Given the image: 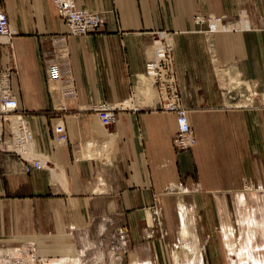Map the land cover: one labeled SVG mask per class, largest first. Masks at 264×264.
<instances>
[{"label":"crops","instance_id":"obj_1","mask_svg":"<svg viewBox=\"0 0 264 264\" xmlns=\"http://www.w3.org/2000/svg\"><path fill=\"white\" fill-rule=\"evenodd\" d=\"M76 3L103 12V26L70 35L51 0H0L13 33L0 58L15 66L12 90L42 164L26 172L16 155L0 153V263L4 251L32 244L45 264H105L109 230L116 262L129 246L130 264H154L152 247L171 244L173 264H204L211 229L230 232L235 249L256 233L261 246L251 233L241 262L250 250L264 253V103L236 104L264 99V0ZM241 12L247 27L208 34L210 47L193 21L236 24ZM165 43L193 131L187 146L151 82ZM101 103L116 111L107 127L95 113ZM58 121L66 142L56 140Z\"/></svg>","mask_w":264,"mask_h":264},{"label":"built area","instance_id":"obj_2","mask_svg":"<svg viewBox=\"0 0 264 264\" xmlns=\"http://www.w3.org/2000/svg\"><path fill=\"white\" fill-rule=\"evenodd\" d=\"M51 1L70 35L82 36L90 34L96 32L104 24L105 15L103 12L82 8L77 5L76 0ZM241 19L238 21L239 23L242 22ZM193 21L196 25H208L205 30L207 39L209 38V33L220 31L221 26L227 25L221 17L214 15H195ZM12 35L8 17L3 9L0 8V46L2 44L10 45L11 42L9 40H11ZM2 38L8 40L6 41L7 43H2ZM208 41L210 43L209 47L213 46L212 39H208ZM212 48H210V51H212ZM15 74L14 64L3 63L0 58V153L16 155L21 161L24 171L29 172L32 168H40L42 166L38 159L31 156V150L26 155L28 144L32 142L33 135L22 112L19 110L18 99L12 90V77ZM47 79L49 82L54 83L58 80V73L55 68L49 71ZM151 82L156 89L160 109L171 111L175 115L176 134L179 143L185 146L190 145L194 141L193 131L188 121L187 110L181 105L173 50L169 43L162 45L160 55L152 65ZM95 113L104 127L110 126L116 120L115 108L107 104L101 103L97 105ZM11 117L17 119H15L17 121L16 131L12 125ZM55 132L57 141H67L66 130L62 122L56 123ZM31 246L34 245L31 244ZM31 250L32 253L27 254L26 257H22V253L27 252L24 249L21 250L20 254L13 257L8 251H4L1 256H3L4 264H20L23 261L27 264H32L37 254L35 248H31Z\"/></svg>","mask_w":264,"mask_h":264},{"label":"rangeland","instance_id":"obj_3","mask_svg":"<svg viewBox=\"0 0 264 264\" xmlns=\"http://www.w3.org/2000/svg\"><path fill=\"white\" fill-rule=\"evenodd\" d=\"M199 26H203L204 31L208 28L207 24H203V25H199ZM233 26L240 29V27L236 26L235 23H233ZM206 40H207L206 44L208 46L210 43H209L207 38H206ZM213 41H214V39H212V43H213ZM245 98H246V100L243 98L242 101H236V104L246 103V104L251 105V106H256V105H259L261 103H264V99L261 97H245ZM232 104H234V103H232ZM60 122L61 121H58L57 123H60ZM259 183H257V185H254L253 188L254 189L258 188ZM252 204L254 206L253 208H255L257 205V203L255 201H253V199H252ZM238 217H241V216H238ZM239 226L240 225L237 222L236 227L239 228ZM240 229H242L241 226H240ZM243 232H240V234L243 235ZM206 233L209 236L210 244H207L206 246H204V249L202 251L203 257H204V264H261V261L262 260L264 261V257H263L264 253L261 254L262 250L258 251L257 253H255L256 251H254V250H250V253L248 251V260L244 259V261L241 262V258L244 255V251L247 248H249L248 237L250 236L251 233L254 234L252 246L255 248V250H258V247L261 246V245H255V235H256L255 232H252V231L248 232L247 237H246V241H244L243 245H241L237 249H235L236 246L233 245L234 240H232L231 237H229L230 232H225L222 230L217 231L216 229H211V230H207ZM221 234H223V236ZM115 236H117L115 234V231H112V230L108 231L107 243L103 246L104 263L105 264H130L128 262V258H129L128 255H129V253H131V251H129V248H131V247H129V246H126V247L122 246L124 249H120L119 251L124 252V254L122 255L123 260L121 262H116L115 256L113 254V252L117 253L116 252L117 249L115 248L116 247L115 246L116 245ZM123 236L127 240V233L125 231H123ZM251 237H252V235H251ZM251 237H250V240L252 239ZM242 238H243V236H241L240 240H242ZM0 248H4V247H0ZM31 248H35V245L34 246L28 245L27 247L23 248L24 251H27V252L22 251L23 252L22 257H26L27 254L32 253ZM114 248H115V250H114ZM152 248H155L158 251V260L159 261H157L154 264H173L171 256H172V252H174L176 250L174 248V246H172L170 244V245H162V246H157V247H152ZM96 251H98V250L96 248H93V250L91 251L92 252L91 257H93L94 255L96 256V254H95ZM36 254H37V252H36ZM251 256H253V257H251ZM260 256H262V257H260ZM234 258H235V260H234ZM259 258H260V260H259ZM34 259H35V261L32 262V264H45V261H41V259L39 258L38 255ZM93 259H95V258H93ZM249 259H251V260L253 259V262L252 263H251V261L248 262ZM96 260L97 261L103 260V254L97 255Z\"/></svg>","mask_w":264,"mask_h":264},{"label":"bare ground","instance_id":"obj_4","mask_svg":"<svg viewBox=\"0 0 264 264\" xmlns=\"http://www.w3.org/2000/svg\"><path fill=\"white\" fill-rule=\"evenodd\" d=\"M242 13V22H237L236 23V26H239L240 27V30H244L245 29V27H247V22H248V20H247V18L246 17H244V13L243 12H241ZM226 23V22H225ZM195 24V23H194ZM227 25H224V26H221L220 27V29L222 30H220L221 32H232V31H238L239 29L238 28H236L235 27V29H234V26H233V24H231V23H226ZM238 24V25H237ZM196 25V24H195ZM224 30H223V29ZM217 32V31H216ZM215 33V32H214ZM214 33H209V34H214ZM2 40V42H4V43H7L6 41H8V40H5L4 38H2L1 39ZM9 41H11V40H9ZM11 119V121H12V125H13V127H14V130L16 131V129H17V119L16 118H10ZM16 119V120H15ZM66 142V141H65ZM32 145H33V139H32V142H30L29 144H28V149H27V151H26V155L30 152V150L32 151V149H31V147H32ZM31 156L32 157H34L33 156V152L31 153ZM40 161V160H39ZM41 162V161H40ZM41 166H42V164H41ZM185 214V213H184ZM186 215V214H185ZM188 222V221H187ZM9 252V251H8ZM20 250H18L16 253H14V254H12L11 256L13 257V256H15V255H17V254H20ZM192 252V251H191ZM11 253V252H10ZM250 253V252H249ZM248 256V255H247ZM24 260H26V259H24ZM259 260H260V258H259ZM255 262V261H254ZM258 263V262H257ZM0 264H3L2 262L0 263ZM11 264V263H10ZM20 264H27L25 261H23V262H21ZM191 264V263H190ZM261 264H264V261L262 260L261 261Z\"/></svg>","mask_w":264,"mask_h":264}]
</instances>
